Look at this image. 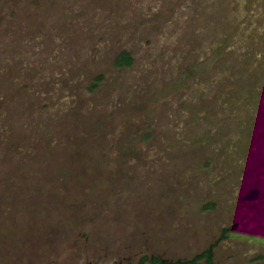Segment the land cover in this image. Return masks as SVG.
I'll use <instances>...</instances> for the list:
<instances>
[{"label":"rangeland","instance_id":"1","mask_svg":"<svg viewBox=\"0 0 264 264\" xmlns=\"http://www.w3.org/2000/svg\"><path fill=\"white\" fill-rule=\"evenodd\" d=\"M233 224L214 261L264 264V0H0V264L190 259Z\"/></svg>","mask_w":264,"mask_h":264},{"label":"trees","instance_id":"2","mask_svg":"<svg viewBox=\"0 0 264 264\" xmlns=\"http://www.w3.org/2000/svg\"><path fill=\"white\" fill-rule=\"evenodd\" d=\"M134 62V56L131 54V52L129 50L123 49L122 51H120V53L117 55L116 60H115V64L117 66H125V65H131ZM103 77L102 74H98L96 76V79H101ZM97 86V83L94 82L91 85V89H94ZM259 193V189L258 188H254L252 189L247 197L249 198H255L258 196ZM236 227V224H233L232 226H227L225 227L220 236L213 242L211 243L208 247H206L204 250H202L201 252L197 253L194 257L190 258V259H177L175 261H167L164 258H160V257H155L152 260L151 264H215L214 262V250L215 247L218 245V243L226 238L228 236V232L232 229H234ZM148 256H145L142 261H146L148 260Z\"/></svg>","mask_w":264,"mask_h":264},{"label":"flooded vegetation","instance_id":"3","mask_svg":"<svg viewBox=\"0 0 264 264\" xmlns=\"http://www.w3.org/2000/svg\"><path fill=\"white\" fill-rule=\"evenodd\" d=\"M145 257V256H144ZM148 260H146V261H144V263L145 264H151L152 263V260L155 258V257H160V258H164V259H166L167 261H175V260H177V259H180V258H170V257H166V256H163V255H160V254H156V255H152V256H150V255H148ZM181 259H183V260H186V259H184V258H181ZM142 260V259H141ZM121 261H117V264H121L120 263ZM215 262V261H214ZM87 264H92V263H87ZM215 264H217L216 262H215Z\"/></svg>","mask_w":264,"mask_h":264}]
</instances>
